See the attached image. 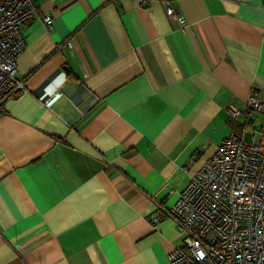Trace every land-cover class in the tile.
Masks as SVG:
<instances>
[{
  "label": "crops",
  "instance_id": "crops-1",
  "mask_svg": "<svg viewBox=\"0 0 264 264\" xmlns=\"http://www.w3.org/2000/svg\"><path fill=\"white\" fill-rule=\"evenodd\" d=\"M35 3L0 106V264H170L177 192L260 130L264 0Z\"/></svg>",
  "mask_w": 264,
  "mask_h": 264
},
{
  "label": "built area",
  "instance_id": "built-area-1",
  "mask_svg": "<svg viewBox=\"0 0 264 264\" xmlns=\"http://www.w3.org/2000/svg\"><path fill=\"white\" fill-rule=\"evenodd\" d=\"M35 9V0H0V104L24 88L16 76L25 47L21 25ZM166 12L184 27L173 6ZM42 21L52 26L49 14ZM247 108L264 113V99L250 91ZM227 112L235 119L240 111L230 105ZM166 214L182 230L181 244L169 252L170 264H264V116L250 141L235 131L223 137Z\"/></svg>",
  "mask_w": 264,
  "mask_h": 264
},
{
  "label": "rangeland",
  "instance_id": "rangeland-1",
  "mask_svg": "<svg viewBox=\"0 0 264 264\" xmlns=\"http://www.w3.org/2000/svg\"><path fill=\"white\" fill-rule=\"evenodd\" d=\"M251 133H249V132H245V134H244V139H245V141H250L251 140Z\"/></svg>",
  "mask_w": 264,
  "mask_h": 264
},
{
  "label": "trees",
  "instance_id": "trees-1",
  "mask_svg": "<svg viewBox=\"0 0 264 264\" xmlns=\"http://www.w3.org/2000/svg\"><path fill=\"white\" fill-rule=\"evenodd\" d=\"M0 106H1V104H0ZM230 120L232 121L233 119H232V118H230ZM232 125H233V122H232Z\"/></svg>",
  "mask_w": 264,
  "mask_h": 264
}]
</instances>
